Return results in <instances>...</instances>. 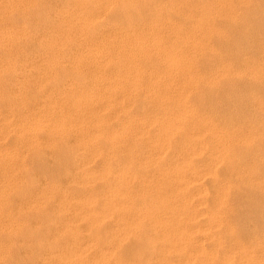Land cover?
I'll return each mask as SVG.
<instances>
[{"label":"bare ground","instance_id":"obj_1","mask_svg":"<svg viewBox=\"0 0 264 264\" xmlns=\"http://www.w3.org/2000/svg\"><path fill=\"white\" fill-rule=\"evenodd\" d=\"M91 1L0 40V264H264V0Z\"/></svg>","mask_w":264,"mask_h":264},{"label":"rangeland","instance_id":"obj_2","mask_svg":"<svg viewBox=\"0 0 264 264\" xmlns=\"http://www.w3.org/2000/svg\"><path fill=\"white\" fill-rule=\"evenodd\" d=\"M88 3H92L91 0H87ZM1 7V5H0ZM72 8L71 5V0H37L36 3L28 5L26 7L27 11L26 14L23 15L20 12H18L17 10L12 11L8 16H10L8 19H6L4 22L0 21V40L3 39V32L4 31H10L8 30V25L9 23H13L15 25H19V24H23L25 26L26 32H25V36L23 37H15V39L17 40V43L15 44V46H13L12 48L3 46V49H5L6 51H9L10 53V57L14 60L15 62V70H14V78L20 77L22 75L25 74H32V72L34 70H38L39 72H44L45 69L48 67L46 64V61H40L39 59H43V58H47L48 57V49L47 47L43 44V41L53 32V30L55 29V25H56V20L59 17V14L62 10H70ZM1 9H0V14H1ZM107 18V17H106ZM102 20H104L103 17H100L94 24L93 28H98L101 25ZM108 20V19H105ZM264 20V19H263ZM264 33V30H263ZM77 47V44L72 41L69 42L68 44H66V46H64L62 48V52H61V59L62 61H66L69 54L71 52H73L75 50V48ZM9 77V76H8ZM7 77V79H8ZM14 78H12L14 80ZM71 78V73L69 71H67L66 69H61L60 74H58V79L60 81H66L68 79ZM10 79V78H9ZM8 79V81H9ZM245 79L241 80L244 82H248L247 80L244 81ZM240 84L237 83L235 85H239L240 87L237 86L238 88V92L241 91L240 93V97H242L243 99L240 98L242 104L239 102V104H241L243 106V110L244 112L245 109L248 107V110H255V105H246L248 104L247 100V96H246V89L249 86H245L249 83H241ZM241 84H243V89L244 87L246 89L242 90L241 88ZM241 88V89H239ZM234 91V90H233ZM27 94H31L33 95L35 93V86H32L28 89ZM245 95V99L243 97V94ZM230 93L233 94L232 91H229V95ZM234 93H237L234 91ZM223 94V93H222ZM230 96H233V95ZM223 95H228V91L224 92ZM228 95V96H229ZM229 96V97H230ZM228 97V98H229ZM243 100L246 102L243 103ZM249 101V100H248ZM245 104V105H244ZM141 104L139 103V101L135 102V106L139 107ZM240 105V106H241ZM246 106V108L244 107ZM252 108H250V107ZM245 108V109H244ZM247 110V114H249V111ZM250 111V114L253 115L254 113H259L258 109L256 108L255 111ZM233 111V110H232ZM235 111V110H234ZM240 111V109L238 110ZM237 112V109L236 111ZM233 112V113H235ZM254 114L253 116L257 115ZM264 114V112H262ZM261 114V112L259 113ZM258 119H263L262 121V126H261V132H263V126H264V115H257ZM262 117V118H261ZM260 121V122H261ZM262 141L264 142V140L262 139ZM262 142V144L264 145V143ZM264 147V146H263ZM44 157H51L50 154L48 153H44ZM120 161V160H118ZM50 166H54V164H50ZM244 220V219H241ZM264 221V219H263Z\"/></svg>","mask_w":264,"mask_h":264}]
</instances>
